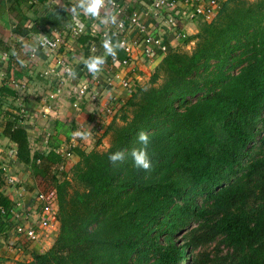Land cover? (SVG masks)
Listing matches in <instances>:
<instances>
[{
	"label": "trees",
	"instance_id": "trees-1",
	"mask_svg": "<svg viewBox=\"0 0 264 264\" xmlns=\"http://www.w3.org/2000/svg\"><path fill=\"white\" fill-rule=\"evenodd\" d=\"M59 17L39 24L58 29ZM75 40L88 57L103 41ZM190 40L165 52L106 126L107 146L76 151L68 174L58 152L30 154L23 127L5 123L16 160L56 194L52 244L25 264H182L214 240L228 250L220 264H264V0H225ZM142 130L151 169L130 155L111 164V153L142 147ZM11 207L0 190V231L15 224Z\"/></svg>",
	"mask_w": 264,
	"mask_h": 264
},
{
	"label": "crops",
	"instance_id": "crops-1",
	"mask_svg": "<svg viewBox=\"0 0 264 264\" xmlns=\"http://www.w3.org/2000/svg\"><path fill=\"white\" fill-rule=\"evenodd\" d=\"M118 1L123 5L125 14L132 10L138 11L146 29L159 33L166 51L176 48L180 43L175 38V32H183L189 37L205 21L202 17L185 19L181 16V8L162 10L159 15H153L147 10L149 0ZM77 3L78 0H0V51L8 57L7 61H0V164L15 178L13 185H5L3 189V194L12 204L16 203L14 209L18 220L14 218V223L37 226L39 207L35 194L39 189L28 165L16 160V145L4 133L5 123L14 120L15 124L23 127L30 154L49 149L58 152L62 156V171L68 174L70 167L78 160L76 151L88 152L107 146L106 126L116 119L135 89L146 84L150 73L166 52L156 49L151 57L146 58L142 53L141 37L134 29H127L125 37L131 45L128 63L111 64L107 56L101 73L111 78V85L97 87L98 101L84 98L77 107H73L75 88L83 75L89 72L83 68L88 56L76 43L75 37L70 35L69 29L81 26V33L96 37L102 32L112 33L114 24L110 20L108 23L102 21L106 14L108 17L115 15L105 9L99 18L89 20L77 8L74 18L72 8ZM51 10L57 11L60 16L58 29L49 24H39V20ZM170 13L174 14V18L169 25L165 19ZM41 36L56 39V50L50 52L38 47L37 40ZM192 43L190 40L188 45L192 46ZM57 52L64 55L75 76L66 78L64 84L59 86V92L55 93L58 78L52 71L58 70L55 65ZM104 52L101 42L100 46L90 48L89 55H104ZM125 56L122 49L117 50V58ZM122 78L128 80V87L120 84ZM108 100L113 102L116 112L111 119L98 125V116ZM77 131L84 133V136L74 137L73 133ZM57 227L58 222L42 230L36 240L25 241L15 233L14 225L10 228L3 226L0 231L2 264H25L33 253L45 251L52 244Z\"/></svg>",
	"mask_w": 264,
	"mask_h": 264
},
{
	"label": "built area",
	"instance_id": "built-area-1",
	"mask_svg": "<svg viewBox=\"0 0 264 264\" xmlns=\"http://www.w3.org/2000/svg\"><path fill=\"white\" fill-rule=\"evenodd\" d=\"M222 0H149L148 11L153 15H159V13L164 11H174L177 8H181V16L185 19L192 20L196 17H202L205 21L211 20L215 12L220 8ZM109 10L117 17V23L114 24V28L112 30L113 37L116 38L117 41H123L125 47L122 49L126 56L122 58H117L109 56V62L111 64H119L126 65L129 61L128 55L131 53V45L127 42L125 37V32L127 29H134L142 39L143 47L142 53L146 58L151 57L155 50H159L161 52L166 51L165 45L159 38L158 32H150L146 29V26L141 22L138 11L132 10L129 13H124V7L118 0H112L111 3H108L106 0V6L103 10ZM88 18H92L88 16ZM174 14H167L166 22L170 25L173 22ZM96 19V18H93ZM71 36H77L82 32L81 26H72L69 29ZM107 32L100 33V37L104 40ZM186 37L183 32H175V38L179 40H184ZM58 42L54 38H50L47 36H41L37 40V46L40 48H44L50 52L55 51L58 47ZM7 54L5 52L0 51V61L6 60ZM55 65L58 70H50L55 75H57L58 81L55 89V93H58L60 88L59 86L63 85L66 78H70L68 71L66 69L71 68L69 62L64 57L63 54L56 53L55 55ZM84 65V64H83ZM85 69V65H84ZM87 70V69H85ZM49 71V72H50ZM102 71V70H101ZM44 72L43 74H46ZM111 78L109 76L103 75L101 72L93 75L91 73L87 75H83L79 84L75 88L74 100L72 102L73 107H77L78 103L85 99H90L91 101H98V86H109L111 85ZM120 84L123 87H128V80L122 78L120 80ZM94 87V88H93ZM93 88V89H92ZM116 109L115 105L111 100L105 101L102 111L98 116V125L103 124L108 119H111L115 114ZM110 121V120H109ZM62 162L59 165L60 170H62ZM15 183V178L8 174L4 165L0 164V190L3 193V189L5 185H13ZM35 200L39 207V216L37 226L25 225L19 222L14 224L13 230L18 235L22 236L25 241H34L39 237V234L42 230L50 227L54 223L57 222L56 214H57V202H56V194L54 189H50L47 191H37L35 194ZM14 207L12 204L11 212L13 213V219L17 221V213H15Z\"/></svg>",
	"mask_w": 264,
	"mask_h": 264
},
{
	"label": "clouds",
	"instance_id": "clouds-1",
	"mask_svg": "<svg viewBox=\"0 0 264 264\" xmlns=\"http://www.w3.org/2000/svg\"><path fill=\"white\" fill-rule=\"evenodd\" d=\"M112 0H108V3H111ZM106 0H78V3L72 8V12L74 14V18L76 16V10L79 8L83 11V14L86 16H90L92 18H99L101 10L105 8ZM110 22L112 24L117 23V18L115 15L110 17L107 16L102 21L103 23ZM102 47L105 50L104 55H95L90 56L86 60H84V65L87 68L88 72L96 75L101 72L102 66L106 63L107 56L115 57L118 49H123L125 44L123 41L113 42L111 36L105 35L104 40L102 41ZM69 75L75 76L74 71L69 68L66 69ZM74 137H83L84 133L77 131L73 133ZM137 140L142 147L133 148L129 153L127 150H118L114 153H111L108 157L109 161L113 165H118L123 163L128 155L131 156L134 166L138 169H143L148 171L152 167V160L148 152V145L150 143V134L146 131H140L137 133Z\"/></svg>",
	"mask_w": 264,
	"mask_h": 264
},
{
	"label": "rangeland",
	"instance_id": "rangeland-1",
	"mask_svg": "<svg viewBox=\"0 0 264 264\" xmlns=\"http://www.w3.org/2000/svg\"><path fill=\"white\" fill-rule=\"evenodd\" d=\"M219 10V9H218ZM216 13V12H215ZM210 21V20H209ZM202 21V22H209ZM201 22V23H202ZM200 23V24H201ZM199 24V26H200ZM198 26V27H199ZM179 45L176 47L178 50H189L191 45H188V42L185 43L182 40L179 41ZM187 45L189 47H187ZM200 198L197 197L198 201ZM196 223L194 221L190 222V224L183 229L181 232L176 234V239L178 242L183 241V237L191 227H194ZM192 256H188L187 259L182 264H220L223 258L226 257L228 250L221 244H218L216 240L202 244L194 249L192 252Z\"/></svg>",
	"mask_w": 264,
	"mask_h": 264
}]
</instances>
